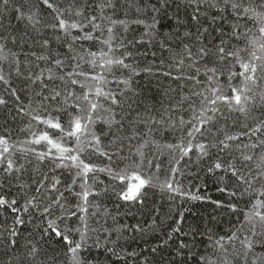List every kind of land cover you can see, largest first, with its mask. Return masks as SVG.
<instances>
[{
	"label": "trees",
	"instance_id": "1",
	"mask_svg": "<svg viewBox=\"0 0 264 264\" xmlns=\"http://www.w3.org/2000/svg\"><path fill=\"white\" fill-rule=\"evenodd\" d=\"M48 3L0 0V165L13 164L11 175L0 166V264H75L78 245L79 264H264V0ZM57 16L77 29H61ZM253 53L261 60L249 113L205 111L209 89L231 97L243 86L229 77ZM117 59L127 67L107 65ZM97 87L109 99L93 95ZM85 95L96 112L82 110ZM89 114L79 141L64 135ZM49 119L61 131L39 123ZM44 134L74 151L30 143ZM177 144L192 151L169 147ZM71 156L96 171L79 176ZM134 175L150 184L129 200Z\"/></svg>",
	"mask_w": 264,
	"mask_h": 264
},
{
	"label": "snow or ice",
	"instance_id": "2",
	"mask_svg": "<svg viewBox=\"0 0 264 264\" xmlns=\"http://www.w3.org/2000/svg\"><path fill=\"white\" fill-rule=\"evenodd\" d=\"M8 2H9V0H3L4 4H7ZM43 3L49 9L53 8V5L48 3V0H43ZM244 11H245L246 15L249 14V9H245ZM77 14L79 15V13H77ZM57 19L59 20V24H60V28L61 29H77V27H78L76 23L67 24L64 20L59 19V16H57ZM261 19H264V17H262ZM91 22L92 21L90 20L89 23H91ZM109 31H111V30H109ZM260 32L262 34H264V26H262L260 28ZM83 39L92 40L93 37L91 35H85L83 37ZM262 50H264V46H262ZM252 56H253V60L251 62H249V63H244L243 61H240V67H241L242 71L239 72L238 74L233 72L231 74V76L229 77L230 80L235 78L236 75H239V76H241L243 78V86L242 87H238V88L237 87H232V89H231V92H232L231 97H227V96L223 95V90H222L221 87H216V88L209 89V91L211 92L210 96H203L202 93H197V95H202L203 96V100L206 102L205 105H204L205 111H212L214 113L215 112H220L221 110H220L219 105L223 104V105L227 106V110L229 112H239V113H243V114L249 113L250 109L248 107V104L251 102V97L249 96V93H251L253 91L252 86L257 85L258 79H259L257 77V67L255 65V61L261 60V57L256 55L255 53H253ZM237 58L239 59V55L238 54H237ZM113 64H115L116 66H120V67H127V65H125L124 61L121 60V59H117L115 61H112V60H108L107 61V65L111 66ZM101 67H105V65H101ZM261 68H264V64L261 65ZM73 74L77 75V76L82 75V73H80V72H74ZM165 75H167V73H165ZM174 78H178V77H174ZM48 79L51 80V79H53V77L49 76ZM90 79L93 80V81H95L97 79H101L103 81L102 77L98 78L96 76H92V77H90ZM2 80H4V77L2 75H0V81H2ZM70 82L72 84H76L77 83V81L75 79H72ZM104 82H106V81H104ZM122 83H126V82L122 81ZM81 87H84V85L82 84ZM92 94L95 95V96H98V97L99 96H104L105 99H109V95L104 93V91L101 88H99V87H97L95 92L92 93ZM55 95L59 96L60 93L57 92ZM260 99L262 101H264V94L260 95ZM83 100L84 101H88V95H85L83 97ZM5 102H6L5 100L0 99V105L4 104ZM111 102L112 103H116L117 101L114 98H112ZM208 102H210L211 105H215L216 107L215 108L208 107L207 106ZM88 105L89 106H88L87 109H82V110H86L89 113H94V112H96L98 110L99 105L97 103H93L91 101H88ZM200 115L203 116L204 112H201ZM35 118L36 117H34V119ZM195 119L196 118L193 117V120H195ZM225 119H227V117H225ZM86 120H87V123L82 124L81 119H75L72 122L73 128L71 130L65 131L64 135L65 136L74 137L77 141H79L80 138H81L79 134L82 131H87L88 124L94 123V121L92 119V116L90 114L86 117ZM207 122L208 121L206 120L204 123H201L198 126L194 125L192 131L188 133V136L191 137L192 139H195V134L196 133H200L201 129L204 128V126H205V124ZM39 123L46 125L48 128H52V129H55L57 131H61V125L59 124L58 121H54L53 119L39 120ZM188 123H192V121H189ZM261 130H262L261 127H256L250 133H246V134L249 135V136H252V135H255L256 133L260 132ZM226 139L227 140H237V139H240V137L239 136H228V137H226ZM42 141L46 142L47 144H50L52 146V148H55L57 151H59L61 153V157H63L65 153H69V152L74 151L73 149H70V148H67V147H61L59 143L54 142L53 140H51L47 134L41 135L39 137V139L31 141L30 143H40ZM96 143H99V139L98 138L96 139ZM222 143H223V141H222ZM260 143L264 144V141H261ZM0 144H6V141L0 140ZM258 146H259L258 144L250 145V147H252V148H256ZM79 147L80 146L78 145V148ZM169 147L170 148L174 147V148H177V149H183V155H185V156L189 152L192 151L191 144H189L186 147L181 145V144H177L175 146L169 145ZM205 147L206 146L203 145V144L199 145V150L201 151L202 154H203V150L205 149ZM224 147L226 148V147H228V145L225 143ZM3 151L5 153H7L8 152V148L5 147L3 149ZM50 151H51V149H50ZM101 155H104V153H101ZM41 158H43V154H41ZM3 159H4V157L0 156V161H3ZM70 159L73 162L72 166L80 169V172L78 173L79 176H87L88 173L96 171V169H93V168L89 167L87 164H84L82 161L78 163L79 156H71ZM243 159L247 161V160H251L252 157L251 156H245ZM0 166L5 167L7 172H8V174L11 175V170L13 169V164L10 161H8L6 163V165H0ZM62 167H68V165H62ZM220 167H221L220 164L216 165V168H220ZM236 174H237L236 171H233V175H236ZM130 179L133 180V181H139V183L130 186L129 189H128V192L125 193L124 198L129 199V200H135L137 198V196L139 195V193H140V189H142L143 187H147L150 184V181H145V180L141 179L139 175L131 176ZM256 179H264V174H262L261 176L256 177ZM121 182L122 183L124 182L123 178L121 179ZM57 183H58V181H57ZM248 183H249V185H251L252 181H248ZM80 187L81 188H85V185L81 184ZM167 187H168L169 190H173L174 191V189H172V185L171 184H168ZM90 194H92V193H90L87 189H85L81 199L84 202H87L88 196ZM259 195L260 196H264V191H261L259 193ZM57 202H59V201H57ZM11 203L15 204V201L13 200ZM5 204H6V201L4 199L0 198V205H5ZM256 206L259 207V206H262V205L258 204ZM233 210H235V209H233ZM82 211L86 212L87 209L86 208H82ZM255 215L259 216V213L257 212V213H255ZM259 218H260L261 221H264V216H259ZM49 226L52 227L51 224ZM53 231H55L54 227H53ZM56 235L60 236L61 233L56 231ZM232 238L235 239L236 237L233 236ZM66 242L71 243L70 241H67V240H66ZM250 243L251 242L249 241V244L246 245V247L249 246ZM78 248H79V245L77 247L71 249V251L73 253V259L75 261V264H79V259H78V257L75 256V253L78 251Z\"/></svg>",
	"mask_w": 264,
	"mask_h": 264
}]
</instances>
